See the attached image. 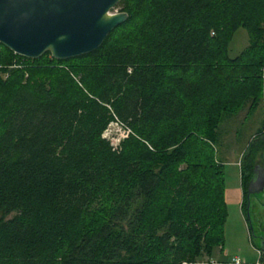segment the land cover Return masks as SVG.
<instances>
[{
  "label": "trees",
  "instance_id": "16d2710c",
  "mask_svg": "<svg viewBox=\"0 0 264 264\" xmlns=\"http://www.w3.org/2000/svg\"><path fill=\"white\" fill-rule=\"evenodd\" d=\"M118 7L128 20L86 55L0 43V264H200L225 244L220 124L262 102L264 0ZM240 27L249 50L221 63ZM116 121L131 130L117 148L103 136ZM256 165L264 125L241 158L246 215Z\"/></svg>",
  "mask_w": 264,
  "mask_h": 264
},
{
  "label": "water",
  "instance_id": "95a60500",
  "mask_svg": "<svg viewBox=\"0 0 264 264\" xmlns=\"http://www.w3.org/2000/svg\"><path fill=\"white\" fill-rule=\"evenodd\" d=\"M121 0H0V43L18 55L38 59L51 53L57 60L89 54L128 20L115 12ZM264 192V167L256 165L247 190L250 231L252 195ZM264 254V235L258 247ZM260 263H262L260 261Z\"/></svg>",
  "mask_w": 264,
  "mask_h": 264
},
{
  "label": "rangeland",
  "instance_id": "374dc122",
  "mask_svg": "<svg viewBox=\"0 0 264 264\" xmlns=\"http://www.w3.org/2000/svg\"><path fill=\"white\" fill-rule=\"evenodd\" d=\"M114 11L120 12V7L115 8ZM251 44L249 31L244 27H240L233 34L227 50L225 53H221L218 60L221 63H226V58L234 60L249 50ZM226 74L228 72L222 66L214 69L211 72L212 79L207 76L199 83L197 89L202 90L199 94L207 92L211 80L218 83ZM232 111L223 117L220 124V142L217 144V155L224 162L226 188L238 183L241 158L257 129L264 125V91L262 102L258 107L251 108L249 103H245V105ZM127 132L128 130L121 124L111 123L104 135L111 142L120 146L129 139L130 135L127 136ZM228 211L229 215L225 228V250L230 249L231 254H237L248 262H252L253 259L259 260V251L254 250L253 246L260 247L264 235V192L251 197L250 217L255 236H251L247 215L241 206L231 203L228 205ZM261 262H264V257ZM200 264L206 263L204 261Z\"/></svg>",
  "mask_w": 264,
  "mask_h": 264
},
{
  "label": "crops",
  "instance_id": "0c3cea01",
  "mask_svg": "<svg viewBox=\"0 0 264 264\" xmlns=\"http://www.w3.org/2000/svg\"><path fill=\"white\" fill-rule=\"evenodd\" d=\"M225 198L227 204H234V205H239L242 207L243 205V199H244V192H243V187H242V179H241V171L238 179V183L230 188H226L225 191ZM229 212V211H228ZM253 246V245H252ZM253 249L257 250L256 246H253ZM240 250V249H239ZM259 251V250H257ZM260 258L259 260L261 261L262 256L259 251ZM239 257L237 254H231L230 249L225 250V244L223 247H219L214 256L210 257V259L205 260V263L207 264H230L231 258L232 257ZM241 258V257H239ZM242 260L245 261L246 264H256L259 262V260L253 259L252 262H248L246 259L241 258ZM264 263V262H263Z\"/></svg>",
  "mask_w": 264,
  "mask_h": 264
},
{
  "label": "built area",
  "instance_id": "2783aa9c",
  "mask_svg": "<svg viewBox=\"0 0 264 264\" xmlns=\"http://www.w3.org/2000/svg\"><path fill=\"white\" fill-rule=\"evenodd\" d=\"M113 123H116L117 125L121 124V123L118 122V121L113 122ZM121 125L124 126L123 124H121ZM124 127L128 130V132H127V136H129V135L131 134V130H130L128 127H126V126H124ZM106 131H107V129H106ZM106 131H105V132H106ZM105 132H104V134H105ZM103 136H104L105 138H107L105 135H103ZM108 140H109V139H108ZM111 144H112L115 148L119 147V144H115V143H113V142H111ZM230 264H246V263H245V261L242 260L241 258L234 256V257L231 258ZM258 264H263V263L258 262Z\"/></svg>",
  "mask_w": 264,
  "mask_h": 264
}]
</instances>
